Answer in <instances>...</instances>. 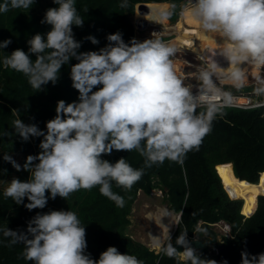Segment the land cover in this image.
Returning a JSON list of instances; mask_svg holds the SVG:
<instances>
[{
  "label": "clouds",
  "instance_id": "9594fccd",
  "mask_svg": "<svg viewBox=\"0 0 264 264\" xmlns=\"http://www.w3.org/2000/svg\"><path fill=\"white\" fill-rule=\"evenodd\" d=\"M34 3L4 0L0 13L31 9ZM53 3L56 7L48 8L41 20L50 30L28 39L27 52L17 48L2 57L3 66L22 73L37 92L49 82L55 85L61 68L71 59L78 61L70 70L78 102L57 101L56 115L46 122V131L19 118L13 122L14 132L23 141L43 137L40 152L27 156L23 165L30 174L28 180L13 178L4 190V196L17 205L24 204L26 198L24 207L29 211L44 209L48 200L57 196L66 200L73 192L96 186L117 207H123L124 199L112 190L113 182L130 189L144 170L134 169L125 158L113 163L102 156L114 150H135L144 157L145 167L166 159L181 161L187 152L199 149L222 107L234 101L232 92L219 88L216 80L223 78L240 90L246 81L241 66L264 65V0H187L184 14L220 40L206 65L198 70L195 93L194 87L185 85L177 75L174 44L153 38L155 33L150 39L132 38L126 43L117 31L107 35L108 43L98 51L79 52L81 42L75 39L73 26L82 27L84 19L75 0ZM171 14L160 13L159 19L166 20ZM87 39L99 43L94 36ZM10 43V39L0 42V49ZM217 56L228 62L227 68L220 66ZM255 92L264 95V81ZM3 159L21 170L11 155ZM0 231L11 237L10 244L22 243L24 258L33 264H143L114 246L101 252L98 260L93 259L86 252L85 227L70 210L37 213L28 221L26 232L8 227ZM153 246L169 257L177 255L179 246L190 264H217L202 259L186 233L176 238V246L170 240L164 246L158 237H153ZM241 264H264V253L242 251Z\"/></svg>",
  "mask_w": 264,
  "mask_h": 264
},
{
  "label": "trees",
  "instance_id": "16d2710c",
  "mask_svg": "<svg viewBox=\"0 0 264 264\" xmlns=\"http://www.w3.org/2000/svg\"><path fill=\"white\" fill-rule=\"evenodd\" d=\"M186 3L187 0H75L78 14L84 19L82 27L73 26L74 37L81 42L78 51H98L108 43L107 35L117 31L122 33L126 43L135 38L131 18L138 4H148L147 12L159 14L168 4V11L172 13L168 20L174 24ZM51 7H56L53 0H35L31 9H10L0 13V42L11 40L7 48L0 49V229L8 227L26 232L28 221L37 213L70 210L77 214L81 226L85 227L86 252L93 259L98 260L101 252L114 246L120 253L136 256L143 264H190L180 257L183 248L177 247V255L169 257L162 249L155 252L126 232L132 205L138 195L149 196L157 189L167 208L176 214L181 213L170 240L174 246L176 238L186 233L188 238L203 242L204 248L197 251L201 258L215 260L217 264L225 261L227 264H241L242 251L251 255L264 253V196H257L253 214L244 217L242 201L230 198L225 190L236 181L256 184L260 173L264 172V106L251 109L222 107V114L214 119L211 131L203 138L199 149L187 152L181 161L166 159L162 164L145 167L144 157L135 150H114L110 155H103L102 159L113 163L125 158L134 169L144 170L130 189L118 187L113 182L112 190L123 197V207H117L103 196L99 186L80 189L66 200L57 196L55 200L49 199L44 209L31 211L24 207L28 203L26 198L24 204L17 205L12 198L4 196V190L13 178L28 180L30 174L23 165L27 156L40 152L39 144L43 139L30 137L23 141L14 132L13 122L19 118L46 131V122L56 115L57 101L78 102L79 93L72 87L70 78L71 66L78 62L74 58L61 68L55 85L49 82L38 92L22 73L2 64L3 56L17 48L27 52L28 39L50 30L51 26L42 24L41 20ZM88 36H94L99 43L92 44ZM31 58L34 60L35 56ZM5 155H11L21 170L17 171L5 161ZM219 222L229 226V237L218 239L213 225ZM10 240L11 237H4L0 231V264H33L23 256L24 245L10 244Z\"/></svg>",
  "mask_w": 264,
  "mask_h": 264
},
{
  "label": "rangeland",
  "instance_id": "374dc122",
  "mask_svg": "<svg viewBox=\"0 0 264 264\" xmlns=\"http://www.w3.org/2000/svg\"><path fill=\"white\" fill-rule=\"evenodd\" d=\"M164 12L166 10L168 11L169 6H165ZM162 11V13H163ZM149 13H152L155 15V21L146 19V15ZM158 17V18H157ZM140 19L146 20L147 23H154L156 25L160 26H166V27H172V35L170 38L172 39L170 43L174 44L175 47L177 48V52L175 56L173 57L175 69L177 72V75L182 77L184 80L185 85L194 87L193 91L196 89L195 86L199 84V81L197 80V70L203 66L206 65L207 58L211 56L212 53H207L206 57L200 56L198 53L191 51L189 48H185L181 45H179L176 42H173L175 37L177 36L174 27L178 28L179 24L182 22V12L177 20L176 23L171 24L168 19L166 20H160L159 19V13L150 11L147 12L146 14H140L138 11H134V15L131 18V23L134 28V37L135 39L139 40L142 38L143 34H140L139 29L137 28V22ZM180 20V21H179ZM174 31V32H173ZM205 33V32H204ZM209 38H212L214 40H217L215 36L211 34L205 33ZM166 39V38H162ZM140 41V40H139ZM220 42V40H219ZM218 42V43H219ZM215 48H217V44L214 45ZM195 47V46H194ZM196 49V48H195ZM185 55V56H184ZM218 57V58H217ZM217 61L218 63L221 64L226 61L223 57L217 56ZM184 61H187L186 63ZM242 71H244L246 81L245 85L243 88L240 90H237L234 88L230 83H226L225 81L222 82L221 88L225 91H230L232 93L238 94L239 96L243 97L246 96L247 92L245 91L244 88L246 87H260L261 86V81H264V65L257 66L254 63H247L243 68H241ZM219 80H224L223 78H220ZM230 168V167H229ZM231 169V168H230ZM264 173V172H262ZM260 173L259 176V181L256 184H252L250 182L246 181H236L239 182L240 189L238 193L240 194H232L229 192L228 185L225 190L229 197L231 198H239L242 203V214L245 215L246 217L250 216L253 214L255 208H256V202H257V196L259 195H264V193H258L255 195L254 201H255V206L250 212L249 210H244L245 208V195L252 197V191L254 190L255 187H257L259 184L264 183V174ZM262 174V177H261ZM231 177L233 180H235L234 175L231 172ZM261 177V179H260ZM223 181L226 183L225 179ZM243 184V185H242ZM242 186V187H241ZM244 189V190H243ZM247 189V190H246ZM253 189V190H252ZM250 191L249 193H247ZM248 194V195H247ZM159 216L160 218L163 219V216H166L164 219L166 228L163 225V221L159 222ZM170 219V220H169ZM177 220V214L170 211L167 206L162 202V193L158 191L157 189H154L149 196L145 195H138L136 201L132 205V209L129 215V225L127 227L126 232L135 240L143 243L144 245L148 246L150 249H153L155 252H159L161 248L154 247L153 246V237H158L164 245L167 241L171 240V233L174 230V225ZM170 224V225H169ZM214 230L216 231L218 235V239L220 240L222 236L229 237V226L225 223L219 222L217 224L213 225ZM180 257L182 259H185L183 256V252L180 253Z\"/></svg>",
  "mask_w": 264,
  "mask_h": 264
},
{
  "label": "bare ground",
  "instance_id": "6f19581e",
  "mask_svg": "<svg viewBox=\"0 0 264 264\" xmlns=\"http://www.w3.org/2000/svg\"><path fill=\"white\" fill-rule=\"evenodd\" d=\"M146 19L149 20H153L155 21V15L152 13H149L148 15H146L145 17ZM184 25H187L189 27H192L196 33V38H195V45L192 44V46H195L194 48H196L195 50L198 51L201 55H204L206 57L207 53H212L213 51L216 50L215 46L217 44V42H219V38L215 37L217 40H214L212 38H209L199 27V25L188 15H185L183 10H182V22L179 24L178 28L174 27L175 32L177 33L175 39L173 40V42L178 43L181 46H186V44L188 46L191 45V41L187 40L186 44H185V39H183V35L185 33H187V29L184 27ZM213 36V35H212ZM218 58V57H217ZM216 58V59H217ZM240 183H234L232 185H230L228 187V190L230 193L232 194H240L238 193L240 189ZM243 185V184H242ZM242 187V186H241ZM244 190V189H243ZM247 190V189H246ZM253 190V189H252ZM250 191H248L247 193H249ZM252 197L250 196H246V194L244 193L243 195H245V208L244 210H249L250 212L252 211V209L255 206V195L258 193H264V183L259 184L257 187L254 188V190L252 191ZM248 195V194H247Z\"/></svg>",
  "mask_w": 264,
  "mask_h": 264
},
{
  "label": "built area",
  "instance_id": "2783aa9c",
  "mask_svg": "<svg viewBox=\"0 0 264 264\" xmlns=\"http://www.w3.org/2000/svg\"><path fill=\"white\" fill-rule=\"evenodd\" d=\"M172 27L160 26L154 23H148V26L144 30H139L140 34H143L142 38L139 39L143 41L145 39H150L152 34L155 33L153 38H166L162 39L164 42H170L172 39ZM174 32V31H173ZM199 70V69H198ZM198 70L196 71L198 73ZM225 80H216L217 86L221 88L222 82ZM226 82V81H225ZM222 89V88H221ZM223 90V89H222ZM196 89L194 90L195 93ZM225 91V90H224ZM234 96V101L231 105H225L226 108H237V109H251L264 106V95H257L255 91L247 94L246 96H239L238 94L232 93Z\"/></svg>",
  "mask_w": 264,
  "mask_h": 264
},
{
  "label": "water",
  "instance_id": "95a60500",
  "mask_svg": "<svg viewBox=\"0 0 264 264\" xmlns=\"http://www.w3.org/2000/svg\"><path fill=\"white\" fill-rule=\"evenodd\" d=\"M147 5H148V4H138V5H136L135 9H136V11H138V13H140V14H146L147 11H148ZM147 26H148V23L146 22V20H144V19H140V20H138V22H137V28H138L139 30H144V29L147 28ZM216 167H217V166H216ZM216 167H215V170H216ZM216 173H217V171H216ZM221 184H222V183H221ZM226 193H227V192H226ZM228 196H229V195H228ZM260 196H264V195H260ZM230 198H231V197H230ZM232 199H236V198H232ZM242 207H243V203H242ZM242 207H241V209H242ZM180 215H181V213L177 214V220H176V223H175V225H174V230H173V232L171 233L170 237L173 236V234H174V232H175V230H176V228H177V224H178V221H179V219H180ZM242 215H243V214H242ZM243 216L246 217L245 215H243ZM248 217H249V216H248ZM187 240L189 241L190 246L193 247L196 251H198V250H202V249L204 248V244H203V242H202L201 240H198V239H195V238L191 239V238H188V237H187ZM177 247H178V248H181V247H179V246H177ZM221 248H222V245L219 247V249L217 250V252H219Z\"/></svg>",
  "mask_w": 264,
  "mask_h": 264
},
{
  "label": "crops",
  "instance_id": "0c3cea01",
  "mask_svg": "<svg viewBox=\"0 0 264 264\" xmlns=\"http://www.w3.org/2000/svg\"><path fill=\"white\" fill-rule=\"evenodd\" d=\"M167 6H169V5L167 4ZM166 11H167V10H166ZM157 18H158V17H157ZM184 27H185L188 31H187V33H185V34L183 35L182 38L185 39V44H186V41H187V40H190V41H191V45L188 46V45L186 44V46H183V47L191 49V51L198 53L200 56H202V57L204 58L205 56H204V55H201L198 51L195 50L194 46H192V44L195 45V38H196V33H195L194 29H193L192 27L187 26V25H184ZM184 56H185V55H184ZM184 62L186 63L187 61H184ZM246 64H247V63H246ZM246 64L242 65L241 68H243ZM221 66L224 67V68H227V67H228V62H227V61H224V62L221 64ZM226 83H228V82H226ZM228 84H229V83H228ZM256 88H258V87H257V86H255V87H253V88H252V87H246V88H244V89H245V91H249V92H247V94H250L251 92L255 91ZM247 94H246V95H247ZM260 96H261V95H260ZM237 183H239V182H237ZM230 185H232V184H230ZM157 217H159V216H157ZM165 218H166V216H163V219L159 217L158 220H159V222L163 221V222H164L163 225H164V227L166 228V224H165V221H164ZM169 220H170V219H169ZM169 225H170V224H169Z\"/></svg>",
  "mask_w": 264,
  "mask_h": 264
}]
</instances>
